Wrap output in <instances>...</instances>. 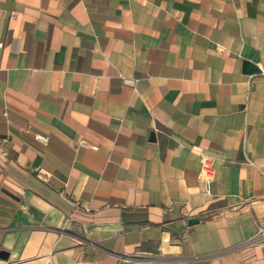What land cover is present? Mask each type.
I'll list each match as a JSON object with an SVG mask.
<instances>
[{
	"label": "crops",
	"instance_id": "0c3cea01",
	"mask_svg": "<svg viewBox=\"0 0 264 264\" xmlns=\"http://www.w3.org/2000/svg\"><path fill=\"white\" fill-rule=\"evenodd\" d=\"M261 229L264 0H0V264H264Z\"/></svg>",
	"mask_w": 264,
	"mask_h": 264
},
{
	"label": "built area",
	"instance_id": "2783aa9c",
	"mask_svg": "<svg viewBox=\"0 0 264 264\" xmlns=\"http://www.w3.org/2000/svg\"><path fill=\"white\" fill-rule=\"evenodd\" d=\"M212 173V168H211V158H206L202 161L201 163V174L204 177H209ZM37 176L38 178L46 181L49 178V175L47 173H44L41 170L37 171ZM264 245V229L259 230L256 235L254 237H252L251 239H249L248 241H246L244 244L235 247L234 249L231 250H235L238 249L242 246H252V245Z\"/></svg>",
	"mask_w": 264,
	"mask_h": 264
},
{
	"label": "water",
	"instance_id": "95a60500",
	"mask_svg": "<svg viewBox=\"0 0 264 264\" xmlns=\"http://www.w3.org/2000/svg\"><path fill=\"white\" fill-rule=\"evenodd\" d=\"M243 72H244V74L250 75V74H254V73L258 72V69H257V67L254 64H252V63H250L248 61H245L243 63ZM196 222H197L196 220L191 219V220L188 221V224L189 225H193ZM0 257L6 258L7 254L5 252L1 251L0 252Z\"/></svg>",
	"mask_w": 264,
	"mask_h": 264
}]
</instances>
